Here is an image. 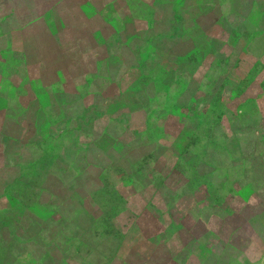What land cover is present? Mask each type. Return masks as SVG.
Returning <instances> with one entry per match:
<instances>
[{"label":"rangeland","instance_id":"374dc122","mask_svg":"<svg viewBox=\"0 0 264 264\" xmlns=\"http://www.w3.org/2000/svg\"><path fill=\"white\" fill-rule=\"evenodd\" d=\"M198 1L197 57L114 59L165 0H0L34 80L0 111V264H264V0Z\"/></svg>","mask_w":264,"mask_h":264},{"label":"crops","instance_id":"0c3cea01","mask_svg":"<svg viewBox=\"0 0 264 264\" xmlns=\"http://www.w3.org/2000/svg\"><path fill=\"white\" fill-rule=\"evenodd\" d=\"M199 3L198 0H165L159 13L161 16L159 20H152L146 23L145 26L136 29V31H130L129 25H124L125 29L123 30L130 34L123 36L121 33L122 53H114V59H136V55H140L141 52L143 59H164L163 57L167 59H186L187 56L190 57L192 55L197 57L199 52L196 49H192L191 41H180L178 37L176 38L175 27L177 20L183 17L182 13L186 14L184 21L187 22L190 19L189 16L193 13V8L198 7ZM154 9L157 10V6ZM162 41H166L168 45L166 49L159 46ZM183 46H188L191 49L190 52L185 53L182 50ZM0 47V82L6 87L4 90H0V111L7 112L11 106L9 101L13 96L12 93L17 94L18 92L19 95H22L25 90V81H30L32 85L34 80L15 79V75L12 77V74L7 73L5 67L11 61V64L15 61L18 65H25L24 59L26 58L23 54L21 55L16 50H13V41L8 36L2 38V35H0ZM140 48L141 52L138 51ZM8 59L13 60L9 61ZM23 69L24 67L20 68L21 71ZM13 81L17 83L19 90L10 88ZM18 105L19 103L16 102L13 110ZM4 127L1 129L0 137L6 134L7 129Z\"/></svg>","mask_w":264,"mask_h":264}]
</instances>
